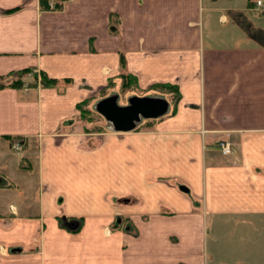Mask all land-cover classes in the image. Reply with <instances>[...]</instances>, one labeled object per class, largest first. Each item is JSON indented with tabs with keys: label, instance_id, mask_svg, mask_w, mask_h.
<instances>
[{
	"label": "crops",
	"instance_id": "crops-1",
	"mask_svg": "<svg viewBox=\"0 0 264 264\" xmlns=\"http://www.w3.org/2000/svg\"><path fill=\"white\" fill-rule=\"evenodd\" d=\"M261 1L0 0V75L58 79L0 87V264H264ZM121 71L178 98L87 131Z\"/></svg>",
	"mask_w": 264,
	"mask_h": 264
},
{
	"label": "rangeland",
	"instance_id": "rangeland-1",
	"mask_svg": "<svg viewBox=\"0 0 264 264\" xmlns=\"http://www.w3.org/2000/svg\"><path fill=\"white\" fill-rule=\"evenodd\" d=\"M14 75H15L14 73L10 74L8 77L4 75L5 76L4 78H12ZM126 82L127 85L126 84L123 85L120 79H115L114 82L110 83V85L104 86L101 89H99L97 93L82 99L81 105L78 104L76 105L79 111L78 118L81 119L80 123L84 125V128L87 131L96 132V130L100 131L102 128H106L110 126L111 119L109 118L111 116V111H112L110 105L112 106L113 103L125 108L130 106H135L136 104H138L134 108L136 109L137 107L138 108L137 111H142V112H138V114L136 115L134 114L131 115L133 116L132 118L133 125L136 124V122L138 123L142 122V124H145L148 122L147 120L155 116L149 114L151 110H153L152 109L154 104L153 102L155 103L161 102L163 105H165V100H168V102H170L174 97L172 88L167 86L166 87L155 86L150 90L149 94H144L146 95L145 98H142L140 97L141 95L138 93L135 80L131 78H127ZM145 99H149L150 101ZM83 100L85 101L83 102ZM106 102H108L109 104H107ZM81 107H83V109L85 110L82 111ZM121 118L124 117L121 116ZM22 144L23 141L21 140L20 147L22 146ZM75 221H78V224L81 223V220L79 218H76ZM63 222L64 221H62V223Z\"/></svg>",
	"mask_w": 264,
	"mask_h": 264
},
{
	"label": "trees",
	"instance_id": "trees-1",
	"mask_svg": "<svg viewBox=\"0 0 264 264\" xmlns=\"http://www.w3.org/2000/svg\"><path fill=\"white\" fill-rule=\"evenodd\" d=\"M63 1L65 0H39V5L42 9H58L61 8ZM52 2V4L50 3ZM121 65H124V59L123 57H121ZM33 67H24L21 69H17L14 71H11L10 73H8L6 75V77H8L10 74H15L12 78H4V75H0V87L6 86V85H10V86H19L23 84V76L27 75L29 72H33L34 77H35V81L34 83H40L41 85H45V86H52L55 85L58 81V79L56 77H51L49 76L45 71L43 70H38V71H34ZM118 79H120L121 83H123V85H125L126 79L127 78H131L133 80H135L136 78L124 71H121L119 73V75L117 76ZM66 81H69V79H65ZM114 82L113 78H110L108 81V85H110V83ZM136 82V80H135ZM135 84V83H134ZM127 85V84H126ZM155 86H164V87H170L173 90L174 93V97L172 98V104L177 100L178 98V92L177 89L174 85H171L169 83H159V84H153L150 88H153ZM87 100V99H85ZM83 100V102L85 101ZM78 105H81V101L77 103ZM169 102L168 100H165V105H168ZM82 108V111H84L85 109ZM167 111V110H166ZM165 110H162L160 113L156 114L155 116H153V118L155 117H159L162 114H164L166 112ZM171 111V110H170ZM84 113V112H83ZM19 164L21 166H30V162L29 160H26L25 158H20L19 159Z\"/></svg>",
	"mask_w": 264,
	"mask_h": 264
},
{
	"label": "water",
	"instance_id": "water-1",
	"mask_svg": "<svg viewBox=\"0 0 264 264\" xmlns=\"http://www.w3.org/2000/svg\"><path fill=\"white\" fill-rule=\"evenodd\" d=\"M142 98H145V97H142ZM145 100L150 101L149 99H145ZM136 105H138V104H136ZM135 106H130V107L125 108V107H122V106H119V105L113 103V109L111 111V116L109 119L113 120L114 122H118V124H121V125H124L127 123L128 124L130 123L132 125L133 124V120H132L133 116H131V115L132 114L136 115V114H138V112H142V111H137L138 108L136 107V109H135L134 108ZM161 111H162V108L158 112H150L149 114L156 115V114L160 113ZM121 116L124 118H121Z\"/></svg>",
	"mask_w": 264,
	"mask_h": 264
},
{
	"label": "built area",
	"instance_id": "built-area-1",
	"mask_svg": "<svg viewBox=\"0 0 264 264\" xmlns=\"http://www.w3.org/2000/svg\"><path fill=\"white\" fill-rule=\"evenodd\" d=\"M255 5L256 6H261L262 1L261 0H255ZM21 138H16L15 140L12 141V144L15 148L20 147V141ZM216 147L220 150L221 153H229L231 148H230V142L226 138H219L216 142Z\"/></svg>",
	"mask_w": 264,
	"mask_h": 264
}]
</instances>
